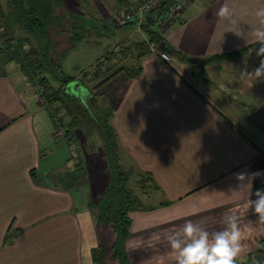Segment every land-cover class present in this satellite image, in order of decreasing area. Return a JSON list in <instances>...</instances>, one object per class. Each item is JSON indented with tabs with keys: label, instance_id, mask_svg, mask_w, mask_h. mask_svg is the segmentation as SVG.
I'll list each match as a JSON object with an SVG mask.
<instances>
[{
	"label": "crops",
	"instance_id": "crops-1",
	"mask_svg": "<svg viewBox=\"0 0 264 264\" xmlns=\"http://www.w3.org/2000/svg\"><path fill=\"white\" fill-rule=\"evenodd\" d=\"M63 1L69 11H78L76 0ZM140 1L89 3L100 21L132 26L120 40L132 47L146 38L145 33L132 21L117 24L111 19L120 6ZM222 3L192 0L163 27L154 20L151 27L193 57L243 48L239 55L210 61L197 75L190 64L162 49L164 55L149 52L139 58L131 51L139 73L128 77L118 72L95 90L112 105L110 125L120 164L150 172L168 201L152 212H130L125 248L131 264H176L167 236L182 235L185 221L209 233L222 230L228 215H236L241 228L240 252L234 260L254 259L258 248H264V221L248 208L250 192L264 188V180L255 179L249 190L239 187L236 179L239 172L264 170V82L251 84L239 75L241 68L251 71L259 64L254 51L258 45L231 32L222 39L223 25L216 16ZM257 3L230 0L246 29L254 19L244 13ZM136 33L139 39L132 40ZM131 47L120 50L118 60L126 61ZM35 82L15 62L1 63L0 264H94L92 248L98 245L108 264L109 243L115 237L89 207L109 182L104 140L88 123L84 130L75 128L74 140L68 142ZM84 90L74 94L89 103L90 92ZM77 154L84 172L71 184L64 178Z\"/></svg>",
	"mask_w": 264,
	"mask_h": 264
},
{
	"label": "trees",
	"instance_id": "trees-1",
	"mask_svg": "<svg viewBox=\"0 0 264 264\" xmlns=\"http://www.w3.org/2000/svg\"><path fill=\"white\" fill-rule=\"evenodd\" d=\"M55 1V2H54ZM82 12L92 14L87 8L90 5L89 0H76ZM60 0H5L6 12L0 7V38L3 40L0 45V60H9L15 62L21 72L30 79L46 85L49 78L46 73H52L51 69L55 66L57 72L55 77L59 81L57 88L43 91L41 96L46 101L48 110L51 113L55 126H61L64 130L63 136L68 142L74 140V129L91 123L96 126L104 140V152L109 168V182L103 193L98 196L96 202H89L95 220L105 226H110L115 233L112 243V255L118 258L122 264H131L125 248L126 239L130 232V212L142 208H154L156 206L167 204V200L150 203L147 206L142 204L140 197L134 194L128 187L132 168H124L119 162L116 151L115 133L110 125L112 114V105L106 96L98 97L95 90L100 88L107 80L112 78L118 72H124L128 77L139 73L141 67L137 61L130 65L121 64L112 51L108 67H104L99 58L96 62L97 78L91 82L90 77L85 71L78 77L80 85H86L90 92L91 100L89 103L80 100L78 96L69 91L67 83L74 79V75H65L64 72L58 73V60L64 52H58L56 46L58 42L51 39L50 35L61 31L64 22L63 15L58 13L56 6ZM168 0H164L161 10L165 8ZM58 7V6H57ZM86 8V9H85ZM93 15V14H92ZM91 15V16H92ZM75 18L71 13L65 15L66 19ZM80 16V15H78ZM153 20L150 16L145 17L141 24L142 31L146 39L133 42L131 51L136 53L139 58L150 52L148 41L153 42L158 49H162L167 54L175 56L182 61L187 62L197 75L204 73V65L210 61H218L229 56L239 55L243 48L229 53H218L205 57H193L174 48L165 37L157 30L153 29ZM17 25H13V24ZM79 27V28H78ZM21 30L19 35H13ZM59 28V29H57ZM83 27L75 22L68 30V39L70 45L82 38ZM131 52V53H132ZM61 55V56H60ZM135 56V55H134ZM107 55H105V59ZM56 62V63H55ZM55 63V65H54ZM57 64V65H56ZM48 85V83H47ZM260 125L264 129V121ZM74 160L73 169L65 175L64 179L70 180L73 184L83 175L84 166L82 157L77 154L72 156ZM136 179L138 187L145 195L152 196L160 190L158 183L150 172L137 170ZM92 258L94 264H105V252L102 245L92 248ZM235 264H264V248H258V256L246 258L243 261H235Z\"/></svg>",
	"mask_w": 264,
	"mask_h": 264
},
{
	"label": "clouds",
	"instance_id": "clouds-1",
	"mask_svg": "<svg viewBox=\"0 0 264 264\" xmlns=\"http://www.w3.org/2000/svg\"><path fill=\"white\" fill-rule=\"evenodd\" d=\"M244 15H251L254 19V24L250 28H244L231 7L230 0H224L216 13L217 21L223 25L221 35L231 32L258 45L254 51L260 58L259 64L251 71H248L247 67L241 68L239 75L248 79L251 84L258 81L264 82V0H258L257 5L250 11H246ZM225 21L227 23H224ZM257 178L264 180V170L236 174L239 187L247 186L249 190ZM253 196L254 199L251 198ZM248 208H251L252 212L264 221V188H257L254 192H250ZM181 231L182 235L173 232L166 237L170 249L175 254L176 264H235L234 258L239 254L241 247V228L238 226L236 215H228L227 226L213 233L198 227L192 221H185Z\"/></svg>",
	"mask_w": 264,
	"mask_h": 264
},
{
	"label": "rangeland",
	"instance_id": "rangeland-1",
	"mask_svg": "<svg viewBox=\"0 0 264 264\" xmlns=\"http://www.w3.org/2000/svg\"><path fill=\"white\" fill-rule=\"evenodd\" d=\"M57 6H56V9L58 10V13H61L64 18V22L62 24L63 29L61 31H57L56 33H52L50 37L52 40L58 42L56 46V50L58 52L62 53L65 50L64 54L62 56L60 55L61 58L58 60L59 62L58 63V73L64 72L65 75L67 74L75 75L79 72L81 73L85 71L89 77L91 75V78H89L91 79V82H94L97 78H94L92 76V72L95 73L96 71L94 69L97 67L96 62H97L98 57L100 58L99 60L101 61V63L104 64V67H108L107 65L108 63L106 62L109 61L110 63V57H111L112 51L114 52L113 54L118 59L120 50L128 46V45L126 46V43L120 42V40L127 38L126 34L129 29H132V26L128 24L126 25V28H124V26H121L120 28L119 26L109 21L102 22L95 16V14L94 15L91 14L92 15L91 16L90 14H88L89 12H87V14L82 12V10L79 7V3H78V11H69L63 0H60ZM0 7L3 12H6L5 0H0ZM120 7H123V6H120ZM87 8L90 12H92V8L90 5H87ZM68 13H71L75 18L72 19L69 16L70 18L66 19L65 15H67ZM111 20L113 21V18ZM73 22L77 23L78 25L80 24L83 27V30L81 32L82 38L80 40L75 41L72 45H70L67 33H68V30H70V26ZM13 25L15 26L17 24L14 23ZM15 31L17 32L13 34L14 36L22 33V31L18 30V28H16ZM131 39L132 40L139 39L138 34L137 33L134 34ZM2 42L3 40L0 38V45L2 44ZM118 43L119 45L115 46ZM105 55H107L106 59H105ZM126 57H127L126 61L121 59V60H118L117 62L120 61L119 63L124 64V65L133 64L134 60H133L132 53L128 54ZM2 62L3 60L1 59L0 66ZM13 66H16V65L13 64ZM52 67H54L52 69L50 67V70H52V73H46L47 77L49 78L47 82L48 85L47 83L46 85H42V83H39L37 81L35 82L37 85H39L41 93L43 91L49 90V87H48L49 85H51L52 89L57 88L59 85V81L57 77H55L57 69L55 68V66H52ZM83 88H86V85H84ZM44 102L47 105L46 101ZM80 128L84 130V126H81ZM122 167L132 168L131 170L133 172L130 174L127 184L130 190L134 194L140 197L142 204H144V206H147L148 204L155 202L157 200V196L155 194H153L152 196L145 195L142 192V190L138 187L137 181H136L139 175L137 171L138 169L131 165L128 167L126 166V164H123ZM158 193H160V190L158 191ZM160 195H161L160 201L166 200L164 199V196L162 193H160ZM156 202H159V201H156ZM154 208H142V209H137V211L152 212V210L154 211ZM109 233H111L115 237V233L111 227L109 228ZM111 243L112 242L109 243L111 254H110L108 264H113L111 262L112 259L116 260L117 264H122L118 258L113 257L112 255L113 250L111 249L112 248ZM105 261H106V256H105Z\"/></svg>",
	"mask_w": 264,
	"mask_h": 264
},
{
	"label": "built area",
	"instance_id": "built-area-1",
	"mask_svg": "<svg viewBox=\"0 0 264 264\" xmlns=\"http://www.w3.org/2000/svg\"><path fill=\"white\" fill-rule=\"evenodd\" d=\"M163 1L164 0H143L120 7L116 9L112 15L113 21L117 24H126L132 21L135 24L136 30L141 31L142 22L145 17L150 16L152 20L158 22L159 27H163L165 24L169 23L177 13L182 12L192 0H168L167 5L162 9L163 11H161ZM148 46L150 52L164 55L162 50L158 49L153 42L148 41Z\"/></svg>",
	"mask_w": 264,
	"mask_h": 264
},
{
	"label": "water",
	"instance_id": "water-1",
	"mask_svg": "<svg viewBox=\"0 0 264 264\" xmlns=\"http://www.w3.org/2000/svg\"><path fill=\"white\" fill-rule=\"evenodd\" d=\"M68 89L75 93L76 95H79L81 91H85L84 88L81 87L79 81L77 79H72L67 83Z\"/></svg>",
	"mask_w": 264,
	"mask_h": 264
}]
</instances>
